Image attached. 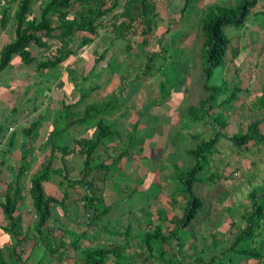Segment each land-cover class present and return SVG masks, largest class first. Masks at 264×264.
Segmentation results:
<instances>
[{
  "label": "crops",
  "instance_id": "obj_1",
  "mask_svg": "<svg viewBox=\"0 0 264 264\" xmlns=\"http://www.w3.org/2000/svg\"><path fill=\"white\" fill-rule=\"evenodd\" d=\"M19 1L0 0V19L3 7L9 2L12 15L8 25L0 31V56L4 46L16 38L15 14ZM49 1L33 0L29 17H39L43 7ZM164 2L166 0H162L159 5ZM193 11L194 6L189 9L188 13L192 14ZM114 13L116 10L108 14L109 18ZM52 17L53 25L56 26L58 13L53 14ZM177 29L169 26L162 34L165 33L164 35L171 38L170 35ZM194 30H196V25ZM156 34H158L157 31ZM84 35L91 36L92 42L81 49L77 47V44L75 46L76 53L54 68L39 69V63L44 62L49 54L56 53L58 49L57 40L49 38L47 40L49 48L41 47L37 43H33L30 47L32 54H37L35 64H25L21 56L16 54L8 67L0 73V264H84L81 260L82 248L98 249L112 247L116 244H127V249L121 257H110L107 264H173L178 258L185 264H216L219 262L217 259L222 260L219 262L220 264H264V261L260 259H253V261H246L245 263L244 259L240 258L236 252L228 251L239 232V226L241 225L243 228L246 225V221L241 222L238 218L252 209V200L250 199H248L250 204H243L241 210L238 209L226 220L222 219L224 214L221 213L219 207H210V220L214 224L210 225L206 232L210 233L216 241L209 242L206 235L197 236L206 245L212 246L210 251L202 250L199 252L203 254V261L196 262L197 256L194 258V255L197 254L195 252L188 253V249H198L194 248L197 239L195 240L196 233L192 230L196 225L191 228V234L188 238L183 239L184 244L181 247V253H179V239L174 238L173 235L179 236L182 233V230L179 229L181 228L179 221L185 214L188 197L179 192L171 193L170 189L174 191L178 187H184L183 181L175 173L179 170H185V168L176 165V169L173 166L167 170V165L163 169L157 165L146 164L150 157L159 156L162 158L174 152L186 153L197 159L193 152L198 147H187L184 146V143L189 138L187 135L194 139H200L201 134L192 129L186 131V135L180 133L184 128L181 121L186 113L193 120L203 121V124L204 121L208 124L213 123L214 131L210 129L206 134L209 136L208 140L212 139L219 130L216 123L198 116L199 110L206 113L207 108L213 103L210 102L208 107L206 106L204 109L202 102L209 97V94H206L205 97V95L200 96L191 93L195 89L194 80L191 78V70L194 67L193 55L188 53L184 67H182L180 60L173 59L174 53L164 49L165 46H171L172 43L165 44L164 37L157 35L156 39H161V41L160 43H158L159 41L156 42L153 51L158 52L159 55L156 54L153 62L158 64L159 58L162 62L166 60V64L161 63L163 77L154 79L151 77L155 75H149V77L139 79L141 71H143L142 68H148L147 62L143 63L144 53L140 51L139 45L135 48V53L130 55L123 46L125 41L116 42L121 39L113 40V34L109 28L100 29L97 35L77 31L76 40L81 41ZM197 35L198 32L196 36L194 34L189 35V40L192 41L187 42L182 47L191 49L193 42L194 49L197 48L198 37L201 34ZM104 40H106L105 43H103ZM98 41L100 46L104 45L102 51L99 50ZM149 45H147L145 53L149 50ZM106 50H108L106 56L101 59V55ZM164 51L166 52L165 55ZM134 56H136V60L133 59ZM156 59L157 62H155ZM156 72L160 71L156 70ZM171 73L177 77H179V73L183 76L182 79L180 77L174 79L180 82V86H176L177 89L172 93L164 94L159 86L152 87L151 83H165ZM189 96H191V103L188 100ZM222 96L223 98H221ZM222 96H220V101L225 98V95ZM110 100H117L119 103L116 108L109 106V110L104 115L106 122L109 121V125L112 126L114 134L98 147L93 158L94 163L109 165L111 169L110 164L117 160L120 168L126 169L127 174H133L135 170L136 173L137 171L147 172L143 179H148L149 174H151V181L146 182L145 185L137 177L132 181L134 187L126 185L132 189H139L142 194H147L149 190L152 191L153 187H160V189H164L165 185L167 187L163 193L162 190L161 193H156V208L151 209L149 213L147 211L140 212V210L134 212L136 208H141L142 205L136 206L134 204V209L131 208L129 215L131 220L120 224L118 217L112 218V215H109L111 211L109 206L114 204L117 199L113 177L115 174L110 173V177L104 182L102 190V195L107 200L106 203L110 211L101 214L99 219L94 222L88 223L90 220L87 217L83 218L81 214H84V211L77 202H74V197H78V190L79 194H83V188L74 190V188H70L60 173L50 172L48 178L43 181L45 194L58 198H61L66 192H70V194L66 206L51 203L54 205V218L50 219L49 222L52 231L48 232L43 239L35 230L39 217L30 191L31 180L51 159L58 164L57 167H61L64 162L69 164L73 173L81 174L85 167V155L79 151L78 142L84 138L86 140L96 139L99 134V117L96 116L90 121L84 122L82 116L89 107L93 108L98 105L100 110L104 103ZM198 105L199 107H196ZM94 111L93 108L92 114H97ZM217 112L221 113V109L210 111L212 116ZM236 114H238L237 117H241V111ZM232 127V124H227L225 130ZM239 127L242 130L240 134H244L248 130L243 128L241 120ZM11 128L13 129L11 130ZM228 134L232 133L228 131ZM225 142H228L227 138L223 137L217 144L223 145ZM250 145L258 146L260 144L253 140ZM157 148L161 150V153L155 155L152 151L155 152ZM22 162H26L24 170H22ZM111 171L114 170L111 169ZM21 173H23L22 176ZM19 176L26 181V188L23 190L24 196L19 201L18 210L15 213L19 215L18 225L22 228V232L18 237L21 240V246L17 251H14L17 239L12 232L4 230L9 222L4 213L3 205L7 195L10 191L12 192L15 186L14 181ZM96 177L100 178L101 176L98 173ZM213 177L214 175L209 173L203 180L204 182L200 179L195 184L199 183V186L204 189L206 186L204 184H210ZM170 179L180 181L179 185L176 182H170ZM168 181L171 187L168 186ZM194 192L197 195L196 190ZM176 196L180 200H176ZM197 196L203 200V207L198 213V218L205 214L209 203L204 201L203 194L200 193ZM164 198H168V202L161 204V200ZM230 208L231 206L226 210H230ZM168 211H172L173 215H170ZM108 216L110 217L108 218ZM119 224L120 228H116ZM63 228L74 231L75 235H65ZM157 231L160 232L159 234L164 240L161 242L157 238L158 240L155 242V239L153 241L155 247L153 246L154 249L150 251L144 244V236L147 232L156 234ZM219 234L222 236L219 237ZM74 237L76 240L78 238L80 240L76 246L71 244ZM51 242L56 244L53 250L51 249ZM218 243L221 246H218ZM135 246L140 248L136 249Z\"/></svg>",
  "mask_w": 264,
  "mask_h": 264
},
{
  "label": "trees",
  "instance_id": "obj_2",
  "mask_svg": "<svg viewBox=\"0 0 264 264\" xmlns=\"http://www.w3.org/2000/svg\"><path fill=\"white\" fill-rule=\"evenodd\" d=\"M33 0H20L19 6L15 14V30L16 38L4 46L0 56V73L5 70L10 64L14 55L18 54L21 56L23 62L28 65L35 64L37 61V54L33 55L31 46L33 43H37L41 47L49 48L47 40L54 38L58 42V49L56 53L48 55L44 62L39 63V69L54 68L65 59L76 53L75 46L79 49L92 42L91 36H83L82 40H76L77 31H85L90 34L97 35L100 29H110L113 34V40H124L129 44L126 46V51L129 53L130 50H134L133 42L137 43L142 53H145L147 45L150 43V39L153 37V32L159 24V12L153 0H50L43 7L39 17L30 18L31 5ZM195 0H185L184 7L182 8V14L184 15L189 11L190 6ZM118 9V10H117ZM116 13L111 15L109 18L108 14ZM58 13V24L53 25V14ZM262 18H257V17ZM12 18L10 10V2L5 5L2 9V17L0 19V31L4 29ZM200 34L202 35L203 50L206 58L205 75L208 79L211 78L214 69L218 66L225 64V59L228 51L234 46V35L236 29H247L255 22L264 25V0H239L227 3V1L214 3L207 5V7L201 9L199 18ZM136 25H139L140 31L135 33ZM228 28V33L226 31ZM239 31V30H238ZM136 37V38H135ZM139 37L142 40H139ZM79 38V36H78ZM161 38V37H160ZM133 39V41H132ZM80 41V42H79ZM160 43V39H158ZM233 41V43H232ZM167 43V42H166ZM236 50V48H235ZM106 50L102 55L101 59L107 54ZM163 53H166L165 51ZM146 54V53H145ZM158 52H152L147 59L149 63L153 62ZM130 55H133L130 53ZM148 63V66H149ZM206 89L211 90L212 93L205 99L202 104L204 109L208 104H213L207 108L206 111L207 119L216 123L219 130H217L215 136L209 141H205L202 147H198L194 150L193 154L197 157V164L191 168V170H179L178 176L185 184V192L188 197L187 206L183 218L179 221V226L189 224L197 218L200 209L203 207V200L197 196L194 192V184L199 181V173L204 169L206 161L203 163V158L208 157L207 154H203L207 151V147H215L218 141L226 137L232 144V148L236 149V152L241 154L244 148H248L251 141L261 144L264 142V137L261 132V124L263 120H255L250 123V128L244 134L232 132L229 134L222 133L223 129L227 126L229 120L223 122L219 121V116L222 113L217 112L212 117L210 111L218 110L225 103L230 105L232 100L237 98V94L232 93L225 96L220 101V96L225 95L223 88L220 86L212 87L206 84ZM115 102V103H114ZM264 105V100H261ZM117 100L106 101L100 108L96 105L92 114V107H89L85 114L82 116L84 122L90 121L92 118L98 116V129L99 134L96 139L80 140L78 142L79 151L85 155V167L81 171V174L73 173L70 169L69 164L64 163L61 167H57V163L52 159L45 163L40 171L31 180L30 191L34 200V206L36 213L38 214V222L36 223V233H38L43 239L46 237L48 232L52 231V226L49 225L50 219L54 218V211L51 203L61 206L68 205L67 198H69L70 192H66L61 198L56 196H47L44 191L43 181H45L50 172H58L68 182L70 188L74 190L83 188V194H79L78 197H74V202L80 206L84 214L90 222H94L99 219L100 215L110 211L107 206V200L102 195L104 182L110 177L111 171L109 165L96 164L93 161L95 152L98 147L106 142V139L114 134L113 128L106 122L104 115L109 106L111 108L118 107ZM229 105V108H230ZM74 117V116H73ZM74 123V122H73ZM209 150L210 153L216 152ZM54 153V152H53ZM205 155V156H204ZM122 157L121 155L119 156ZM118 157V158H119ZM117 158V159H118ZM116 161H113L110 165H113ZM26 162H22V170L25 169ZM57 167V168H56ZM110 171H108V170ZM21 170V172H23ZM103 172V173H102ZM100 174V178L96 177V174ZM23 173H21V176ZM77 176H80L79 178ZM103 177V178H102ZM15 186L12 192L10 191L6 197V202L3 205L4 213L8 219V225L4 227L5 231L12 232L17 242L14 246V251H17L21 246V240L18 239L22 232V228L18 225V217L15 213L18 210L19 201L23 198V190L26 188V181L23 177H17L14 181ZM79 191V190H78ZM81 195V196H80ZM252 209L246 211L243 216H239L241 222L246 221V225L242 228L239 226V232L236 235L229 252H236L240 258L246 261H253V259H260L264 261V190L260 193L257 190L251 192ZM80 215V217H81ZM79 217V215H77ZM47 228V229H46ZM89 229V226H87ZM65 235H75V232L63 228ZM157 231L156 234L147 232L144 236V244L150 251L155 247V242L159 239L162 242L161 234ZM172 236V235H171ZM76 237V236H75ZM72 240L71 244L76 246L79 243V238ZM174 238L179 239V253H181V247L184 244L182 237L177 234L173 235ZM158 238V239H157ZM182 238V239H181ZM196 245L194 248H201V251H205L207 245L203 240L198 239L195 234ZM261 240V242H259ZM52 243V242H51ZM52 250L55 249V243H52ZM127 244H116L112 247L92 249L90 247L82 248L81 260L84 264H107L109 256L121 257L123 252L126 251ZM13 251V250H12ZM123 260V258H121ZM215 259V258H214ZM213 259V260H214ZM181 260V259H179ZM216 260V259H215ZM203 261L202 256H197L196 262ZM221 262V259H217V262ZM181 264H185L180 261ZM218 262V263H219ZM216 263V264H218ZM210 264V263H209ZM215 264V263H213ZM220 264V263H219Z\"/></svg>",
  "mask_w": 264,
  "mask_h": 264
},
{
  "label": "rangeland",
  "instance_id": "obj_3",
  "mask_svg": "<svg viewBox=\"0 0 264 264\" xmlns=\"http://www.w3.org/2000/svg\"><path fill=\"white\" fill-rule=\"evenodd\" d=\"M161 1L162 0H154V3H157L156 6L159 12V24L158 27L154 30L152 35H155L156 31L158 34H156L155 37H152L150 39L149 44L151 45L148 46L149 50L147 49L148 50L147 53L146 54L144 53L143 63L145 64L147 62L146 61L147 56H149L150 53L154 52L153 51L154 45L158 41V39H156L157 35L163 36L165 44L172 43L171 46L167 45L164 47V49L172 51L174 53L173 59L180 60V65L182 67H184V64L186 62L185 58L188 56V53L193 55L194 67L191 70V78L194 80L195 89L193 90V92H191L192 94H199L200 96L205 95V97L206 94H211L212 91L206 89L205 87L206 84L209 85V87L210 86L222 87L224 90L223 93L221 94H225V96L232 93L237 94L238 99L235 96V99L232 100L231 105L230 103L226 105L224 103L220 108L222 114L219 116V121L223 124V122L227 121L228 119L229 120L228 125L232 124L233 126L228 130H225L226 129L225 127L222 133L227 134L228 131L229 133L232 132L234 133L236 131H238L237 133H241L242 130H240L239 127L240 120L242 121L243 128L247 130L248 128H250L249 126L250 123L260 119L263 120V123L261 124L262 125L261 132L264 137V105H262L261 103V100H264V25L261 26L260 23L258 22H255L254 24L252 22L251 26L248 27L247 29H236V33L233 36L234 43L232 41L234 45L232 48L234 49L231 48L228 51L225 59L226 60L225 64L216 67L214 69L211 78L208 79L207 76L205 75V68H206L205 52L203 50V45L201 40L202 38L201 35H199L200 31L198 28L201 9L207 7V5H211L223 1H227L228 3L231 0H195L192 3V6H194V11L192 12L193 17H191L192 14H189L188 12L185 13V17L182 14L181 10L185 5L184 4L185 0H166V2H164L162 5H159ZM233 1L237 2L239 0H233ZM257 18H262V17L258 16ZM195 25H196V30H194ZM169 26L172 27L173 29L178 28L173 34L170 35L171 38L168 35H164L165 33L162 34V32H164ZM136 28L137 29L135 33L137 34V32L140 31L139 25H136ZM226 31L228 33L227 27H226ZM197 32L199 35L198 47L194 49L195 45L192 42L193 45L191 46V49L187 47H185L184 49L182 46H184L187 42L192 41L189 40L190 36L192 34L196 36ZM139 40H142V38L139 37ZM105 41L106 40H104L103 43H105ZM122 41L124 42V40H119L116 42H122ZM97 44L100 46L99 41ZM127 44L129 43L125 41L123 46L126 48ZM161 44L164 45L163 42H161ZM98 45L97 47L99 48ZM132 45H134L133 47L134 50H130L129 53L134 54L135 48H137L138 44L133 42ZM103 47L104 45L100 46L99 50L102 51ZM165 54L166 53H164V55ZM167 58L168 57L166 56V59ZM133 59L136 60L137 59L136 56H134ZM155 62H157V59L155 60ZM148 63L149 61L146 63L147 66ZM161 63L166 64V60L162 62V60H160L159 58L158 64H155L154 62L152 63L150 62L148 68L143 67L142 68L143 71H141L139 79L149 77V75L150 76L155 75L151 77L154 79H160L161 77H163L161 73ZM156 70L160 72H156ZM179 77L180 79L183 78V76L180 75V73H179ZM179 77L171 73L170 75H168V79L165 80V83L163 84H161V82L156 83L155 80L154 81L155 83H151V85L152 87L159 86L160 90L164 94L172 93L174 90L177 89L176 86H180V82L178 80H174ZM188 90H190V88H188ZM221 98H223V96ZM188 100L191 103V96L188 97ZM196 107H199V105ZM251 107L252 109H250ZM239 111H241V117H237L238 114L236 113H238ZM198 116L204 117L203 119L208 120L207 114L204 113V111L202 110L198 111ZM214 116L215 115H213L212 117ZM181 123L182 126H184V128L180 132L181 135L182 134L186 135L185 132L188 130L191 131V129L194 132H199L201 134L200 139H194L191 138V136L187 135L189 138L185 141L184 146L187 147L193 146L194 148H197L199 146L202 147L205 141H209L208 140L209 136L206 134L209 132L210 129L213 130V125H212L213 123L208 124L206 121H204L203 124V121L201 120L200 121L193 120L188 115V113H186V116L182 118ZM227 141L228 142H225L223 145H220L219 143L216 144L215 147H211V148L207 147V151L203 152V154H207L208 157L203 158V163L204 161H206V164L204 166V169L200 171L198 176L200 177V179H202V182H204L203 180L206 178V175L209 173H212L214 177H213V181L210 184L209 183L204 184L206 185L204 189H202L199 186V183H196L194 190H196L197 195H199L200 193L203 194L205 197L204 201L208 202L209 205L207 206V211L202 217H198L195 221H193V223L190 222L189 224L179 228L182 230V233L179 234V237H182L183 239L188 238V236L191 234V228L194 225L196 226L199 225L197 227L195 226L196 228L193 227L194 229H192L197 234L196 237L206 235L207 240L209 242H213V241L215 242L216 241L214 240L215 238L213 236L211 237V234L206 232L209 230V226L214 224L211 223L210 220V215H209L211 212L210 207L213 206L219 207L221 213L224 214L222 216V219L226 220V218L229 219V216L232 213H235L238 209L241 210L243 204L245 203L250 204L248 199L253 200V197H250V194L253 190H257L259 192L264 190V142L258 146L250 145L248 148L246 149L244 148L243 153L239 155L236 152V149L232 148L231 142L228 139ZM214 148H216L217 151L210 153L209 150L214 151ZM160 151L161 150L157 148L156 151L155 152L152 151V153L156 155V153H161ZM190 156L191 155H187L186 153L174 152L171 155L163 156L162 158H159V156L150 157L146 161V164L157 165L158 167L163 169L167 165V170L173 166L174 169H176V165H181L185 168L184 171L186 170L188 171L191 170V168L195 164H197L196 162H198L197 159H195L193 156L191 157ZM111 169L114 170L113 173L115 175L113 177H114L115 188L117 191V195L115 196L117 197V199L114 201L115 203L109 206L111 208L109 215H112L111 216L112 218L118 217L121 220L118 221L120 222V224H122L123 222H127L131 220V218H129L130 210L134 209L133 207L135 205L139 206L140 204H142L141 208H136L134 212L140 210V212L147 211L149 213L151 209L156 208L157 205L156 193L157 192L161 193V190L163 193V191H165V188L167 187L166 185L164 186V189H160V187L159 188L153 187L152 191L149 190L147 194H142L140 193L139 189L130 188V187H134L132 181L137 177V179L145 185L146 182L151 181L150 180L152 177L151 174H149L148 179H143L147 175V172L141 173L140 171H137L136 173L135 170L133 174H127L126 169L120 168L119 162L111 165ZM178 174H179L178 172L175 173L176 176H178ZM169 181L173 183L176 182L178 185L180 182V181L177 182L178 180L176 179L175 181L173 179H170ZM126 185H129L130 187H126ZM168 186L171 187L170 184ZM170 192L171 193L179 192L183 196L187 195L185 192V184L184 187L181 188L178 187L174 191L170 189ZM171 196L173 197V195ZM176 200H180L179 197L176 196ZM166 202H168V198H164L161 200V204H166ZM230 206H231L230 210H226V208H229ZM161 207L162 205L160 206V208ZM178 212L176 213V216ZM168 213H170L171 215L173 212L168 211ZM109 217L110 216H108V218ZM120 224L117 225L116 228L118 227L120 228ZM221 236L222 234H219V237ZM262 238H264V233ZM207 246L208 248L206 250L210 251L212 246L211 245L210 246L207 245ZM218 246H221V244L218 243ZM135 248L139 249L140 247L135 246ZM200 251L201 248L188 249L189 254L194 252L197 254L194 255V258L201 254L199 253ZM201 256H203V254H201ZM110 257H114V256H109L108 259H110ZM114 261H116V259H114ZM177 263L181 264L179 258L173 262V264H177Z\"/></svg>",
  "mask_w": 264,
  "mask_h": 264
},
{
  "label": "built area",
  "instance_id": "obj_4",
  "mask_svg": "<svg viewBox=\"0 0 264 264\" xmlns=\"http://www.w3.org/2000/svg\"><path fill=\"white\" fill-rule=\"evenodd\" d=\"M13 128H11V130H12Z\"/></svg>",
  "mask_w": 264,
  "mask_h": 264
}]
</instances>
